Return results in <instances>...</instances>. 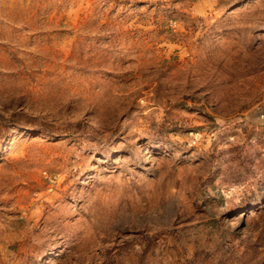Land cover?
Returning a JSON list of instances; mask_svg holds the SVG:
<instances>
[{
  "label": "rangeland",
  "instance_id": "rangeland-1",
  "mask_svg": "<svg viewBox=\"0 0 264 264\" xmlns=\"http://www.w3.org/2000/svg\"><path fill=\"white\" fill-rule=\"evenodd\" d=\"M0 264H264V0H0Z\"/></svg>",
  "mask_w": 264,
  "mask_h": 264
}]
</instances>
